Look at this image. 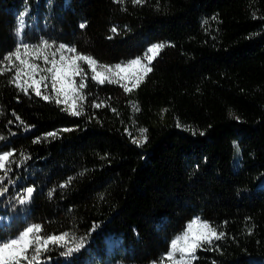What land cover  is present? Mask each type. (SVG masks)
<instances>
[{"label":"trees","instance_id":"1","mask_svg":"<svg viewBox=\"0 0 264 264\" xmlns=\"http://www.w3.org/2000/svg\"><path fill=\"white\" fill-rule=\"evenodd\" d=\"M29 33L108 65L166 46L130 93L89 78L80 116L0 75V234L86 237L41 264H156L198 218L224 236L193 264H264V0H0V67Z\"/></svg>","mask_w":264,"mask_h":264},{"label":"snow or ice","instance_id":"2","mask_svg":"<svg viewBox=\"0 0 264 264\" xmlns=\"http://www.w3.org/2000/svg\"><path fill=\"white\" fill-rule=\"evenodd\" d=\"M132 3L139 5L143 0H132ZM23 26L21 15L20 28ZM80 27L83 28L85 25L81 24ZM111 31L116 32V28H112ZM17 35H20L19 31ZM165 46L163 43L153 44L146 49L143 58L137 57L125 63L108 65L90 55L80 53L74 46L59 44L54 51H50L53 45L48 41H42L37 46L20 42L13 51L2 57V61L6 63L0 67V75L12 72L11 83L24 94H29L31 90L35 96L45 101H54L58 106L63 105L62 110L69 115L80 116L87 100L84 90L88 86L89 78L98 85L118 84L125 93H130L138 88L152 71L150 66L152 61ZM101 106L107 105L103 102L93 104L95 108ZM16 119L21 124L24 123L19 116H16ZM146 131L147 129H141L140 137L134 138L132 142L137 146L146 143L147 136L144 135ZM57 135V132H50L46 134V138H55ZM35 142L40 141L37 139ZM13 155L12 151L0 153V172H3L5 177L10 170L9 165L13 162L10 159ZM28 158L24 157L25 160ZM0 183H3V177H0ZM4 192H7V188L0 190V195ZM24 192L25 194L18 198L21 205L30 202L34 188L27 187ZM91 231H95V226ZM223 236L224 233L218 232L207 222L198 218L193 219L180 235L170 241L169 250L156 264H193L198 249L205 244L211 245L214 239L219 240ZM85 244L86 237L77 238L69 232L46 234L41 224H27L12 236L0 234V264H41L42 253L50 251L53 247L62 249V256L71 257L74 253L80 252Z\"/></svg>","mask_w":264,"mask_h":264},{"label":"rangeland","instance_id":"3","mask_svg":"<svg viewBox=\"0 0 264 264\" xmlns=\"http://www.w3.org/2000/svg\"><path fill=\"white\" fill-rule=\"evenodd\" d=\"M50 40H51L50 38L43 36L42 33H29L24 37L21 36L18 43L25 42V43H28L32 46H37L42 41H48L49 44L53 45V48L50 49V51H54L55 48L59 46V44L51 42ZM0 223H1V220H0Z\"/></svg>","mask_w":264,"mask_h":264}]
</instances>
